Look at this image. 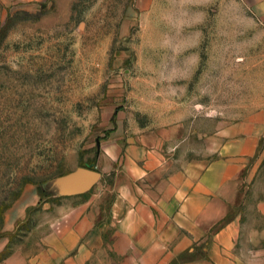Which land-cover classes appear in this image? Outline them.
I'll list each match as a JSON object with an SVG mask.
<instances>
[{"label":"rangeland","instance_id":"rangeland-1","mask_svg":"<svg viewBox=\"0 0 264 264\" xmlns=\"http://www.w3.org/2000/svg\"><path fill=\"white\" fill-rule=\"evenodd\" d=\"M263 108L264 24L248 0H53L18 12L0 26V230L27 184L103 173L110 143L211 157L218 133Z\"/></svg>","mask_w":264,"mask_h":264},{"label":"crops","instance_id":"crops-1","mask_svg":"<svg viewBox=\"0 0 264 264\" xmlns=\"http://www.w3.org/2000/svg\"><path fill=\"white\" fill-rule=\"evenodd\" d=\"M53 0H0V26ZM264 24V0H248ZM214 155L110 143L100 181L64 196L27 184L3 215L0 264H264V108L217 134Z\"/></svg>","mask_w":264,"mask_h":264},{"label":"water","instance_id":"water-1","mask_svg":"<svg viewBox=\"0 0 264 264\" xmlns=\"http://www.w3.org/2000/svg\"><path fill=\"white\" fill-rule=\"evenodd\" d=\"M98 148L100 142L97 140ZM101 179V173L92 167L78 168L72 173L58 177L54 186L61 195L72 196L90 191Z\"/></svg>","mask_w":264,"mask_h":264},{"label":"trees","instance_id":"trees-1","mask_svg":"<svg viewBox=\"0 0 264 264\" xmlns=\"http://www.w3.org/2000/svg\"><path fill=\"white\" fill-rule=\"evenodd\" d=\"M87 166H89V165H87ZM91 166H94V164H92Z\"/></svg>","mask_w":264,"mask_h":264}]
</instances>
